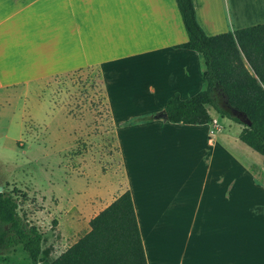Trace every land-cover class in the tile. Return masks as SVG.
<instances>
[{"label":"crops","instance_id":"0c3cea01","mask_svg":"<svg viewBox=\"0 0 264 264\" xmlns=\"http://www.w3.org/2000/svg\"><path fill=\"white\" fill-rule=\"evenodd\" d=\"M240 2L193 0L196 21L204 34L213 37L264 25V0H244L242 6ZM187 41L175 0H0V89L93 71L99 77L106 104L110 93L107 85L112 84V99L131 106V116L121 118L123 121L145 119L119 127L135 136V173L134 193L123 183L116 198L130 192L147 264H184L185 260L264 264V224L262 239L252 246L255 252L247 249V253H240V247L251 248V244L240 239L239 233L252 226L239 231L240 165L217 135L220 127L213 124L206 130L211 123L172 124L156 118L173 94L186 100L205 89L202 55L176 48ZM138 133L146 135L145 149L139 146ZM154 143L160 154L166 150V160L176 168L182 148V173L200 188L203 197L200 206L189 212V225L184 220L183 230L174 240L167 237L169 229L173 233L169 216L176 213V206L155 197L143 203L138 193V158L147 159L152 153L148 148L156 146ZM254 166L259 168L257 163ZM175 173V167L171 171L168 168L167 175ZM258 179L249 174L243 181L248 183L251 197L261 192L264 198V185ZM229 199L236 200L237 212L231 238L229 226L221 218L224 200ZM226 208L228 213V205ZM230 209L233 214V207ZM201 214L216 216L215 222L204 223L214 229L212 240L201 232L195 236V228L202 225L196 217ZM160 217L164 221L161 225Z\"/></svg>","mask_w":264,"mask_h":264},{"label":"rangeland","instance_id":"374dc122","mask_svg":"<svg viewBox=\"0 0 264 264\" xmlns=\"http://www.w3.org/2000/svg\"><path fill=\"white\" fill-rule=\"evenodd\" d=\"M107 89L108 107L99 77L93 71L57 75L31 86L0 89V188L17 203V214L22 221L42 234L38 264L57 258L84 236L89 231V221L116 198L123 190V183L129 184V191L134 193L135 136L119 127L135 124L137 119L123 121L121 118L131 116V106L112 99V84ZM207 109L212 122L205 129H211L215 120L220 127L217 135L224 139L233 158L239 160V231L252 226L239 233L240 239L251 244V248L240 247V253H247V249L253 253L254 241L263 236L260 229L264 224V198L261 192L251 197L248 183L243 180L253 174L264 185L262 158L239 140L243 125ZM145 136L138 133L139 146L144 149ZM156 148L157 145L148 148L152 153L147 159L138 158V193L143 203L149 198H159L162 202L168 199L176 206V213L169 216L173 233L169 229L167 237L174 240L183 230L184 220L189 225L192 217L189 212L200 206L203 197L200 188L182 173V148L178 151L177 168L166 160L165 149L160 154ZM256 163L261 172L254 168ZM173 167L176 173L167 175L168 168L171 171ZM235 204L236 200L231 199L223 204L221 218L229 226V238L231 226L234 229L237 220ZM215 218L214 214L196 217L202 225L195 228V236L201 232L214 239V229L204 223L215 222ZM161 223H164L162 217ZM199 261L185 260L184 264H203ZM0 264L32 263L22 247L17 246L8 252L0 250Z\"/></svg>","mask_w":264,"mask_h":264},{"label":"trees","instance_id":"16d2710c","mask_svg":"<svg viewBox=\"0 0 264 264\" xmlns=\"http://www.w3.org/2000/svg\"><path fill=\"white\" fill-rule=\"evenodd\" d=\"M175 2L188 37L176 48L202 55L205 89L186 100L173 94L164 108L167 121L207 125L212 122L209 107L220 117L244 126L239 140L260 155L264 164V25L207 37L196 21L193 0ZM42 243V234L17 214V203L0 192V250L21 246L30 262L38 264ZM45 264H147L130 192L94 216L84 236Z\"/></svg>","mask_w":264,"mask_h":264},{"label":"water","instance_id":"95a60500","mask_svg":"<svg viewBox=\"0 0 264 264\" xmlns=\"http://www.w3.org/2000/svg\"><path fill=\"white\" fill-rule=\"evenodd\" d=\"M234 115H235L237 118H239L242 122H244L248 127L251 126L250 121H248V120H243V118H242V116H241L240 114L234 113ZM156 118H157V119H161V120H167V115H166L165 111H162V112H160V113H158V114L156 115ZM0 192H1V188H0Z\"/></svg>","mask_w":264,"mask_h":264},{"label":"bare ground","instance_id":"6f19581e","mask_svg":"<svg viewBox=\"0 0 264 264\" xmlns=\"http://www.w3.org/2000/svg\"><path fill=\"white\" fill-rule=\"evenodd\" d=\"M243 1L244 0H241V2H240V6H242V4H243ZM248 5V4H247ZM251 6H252V4H251ZM245 7V6H244ZM245 10V9H244ZM249 10V9H248Z\"/></svg>","mask_w":264,"mask_h":264},{"label":"built area","instance_id":"2783aa9c","mask_svg":"<svg viewBox=\"0 0 264 264\" xmlns=\"http://www.w3.org/2000/svg\"><path fill=\"white\" fill-rule=\"evenodd\" d=\"M213 123H214V125H215V126L217 125V123H216V121H215V120L213 121Z\"/></svg>","mask_w":264,"mask_h":264}]
</instances>
